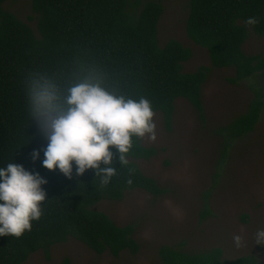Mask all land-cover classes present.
<instances>
[{
  "label": "trees",
  "instance_id": "trees-1",
  "mask_svg": "<svg viewBox=\"0 0 264 264\" xmlns=\"http://www.w3.org/2000/svg\"><path fill=\"white\" fill-rule=\"evenodd\" d=\"M7 1L0 0V264H23L40 249L50 258L52 246L71 237L98 254L138 253L136 226L93 207L135 188L165 191L137 162L157 154L139 129L155 111L171 129L178 98L205 119L210 67L185 72L192 50L176 38L160 45V0H32L39 34L4 8ZM189 2L187 33L213 67H234L233 82L264 77V54L243 48L251 30L264 36V0ZM263 106L256 94L237 137L254 130ZM223 253L159 249L163 264H223ZM231 264L259 262L244 255Z\"/></svg>",
  "mask_w": 264,
  "mask_h": 264
},
{
  "label": "rangeland",
  "instance_id": "rangeland-1",
  "mask_svg": "<svg viewBox=\"0 0 264 264\" xmlns=\"http://www.w3.org/2000/svg\"><path fill=\"white\" fill-rule=\"evenodd\" d=\"M160 1L165 8L159 21L160 45L176 38L192 50L185 72L202 65L210 70L202 89L205 119L186 98H178L171 129L159 111L152 112L147 128L139 129L142 142L154 146L157 154L137 162L165 191L157 196L135 188L122 200L104 199L93 207L118 225L134 224L139 252L98 254L71 237L54 244L50 258L40 249L23 264H60L65 257L73 264H163V245L187 252L221 247L223 264L244 255L264 264V106L251 133L237 137L236 132L237 120L249 111L256 94L264 99V77L254 74L233 82L235 68L213 67L208 50L189 37V0ZM4 8L39 34L32 0H8ZM243 48L248 54H264V36L251 30Z\"/></svg>",
  "mask_w": 264,
  "mask_h": 264
}]
</instances>
